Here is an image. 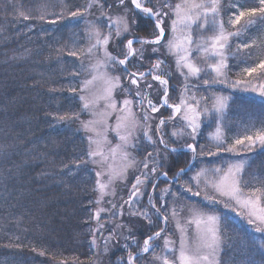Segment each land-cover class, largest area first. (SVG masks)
Returning a JSON list of instances; mask_svg holds the SVG:
<instances>
[{"label":"trees","instance_id":"obj_1","mask_svg":"<svg viewBox=\"0 0 264 264\" xmlns=\"http://www.w3.org/2000/svg\"><path fill=\"white\" fill-rule=\"evenodd\" d=\"M238 1L246 7L256 5L255 0ZM90 2L93 7L85 13ZM152 3L162 6L164 0ZM99 4L104 7L97 6L94 0H0V264H114V259L125 253V240L115 216L119 214L112 212L99 220L95 216L99 210V178L96 167L85 155L87 134L81 126L88 117L80 97L82 83L89 76L83 61L91 42L89 22L99 23L106 33L101 13L113 17L122 9L117 0H99ZM77 10L83 15H70ZM20 12L28 18L20 16ZM245 25L247 21L229 27L231 32L239 30L241 35L229 42L226 71L233 80L259 81L264 79V67L259 66L264 62V19L257 16L250 26ZM132 31L134 35L150 37L143 25L133 26ZM126 37L117 38L113 31L109 46L117 47ZM241 44L248 47L238 51ZM150 49L143 56L142 69H150L163 55L171 60L164 50ZM73 52L75 56L71 55ZM250 67L254 72L249 75L246 70ZM170 70L175 73L174 68ZM126 74L123 73L124 85L128 83ZM206 88L228 93L231 98L222 125L223 139L229 146L235 139L264 129V103L257 93L220 84ZM75 115L78 119H59ZM211 126L200 123L195 140L185 132L172 142L192 140L197 145V157L221 168L240 154L248 155L245 171L256 174L258 179L253 181V187H261L264 147L255 146L247 151L241 148L238 154L218 150L208 135ZM146 139L140 136L135 147L140 159L151 153L149 159L153 164L169 173L184 166V152H171L158 140L155 146L151 142L147 145ZM201 146L205 155H200ZM245 178L252 180L251 175ZM147 182L157 189L167 186L166 190L185 197L175 187V181L159 179L155 183L147 178ZM185 186L194 188L189 182ZM163 193L169 197L167 191ZM261 202L264 204V197ZM219 212L223 218L222 264H246L249 260L262 264L264 249H260V241L264 233L256 231L244 218L224 209ZM104 221L108 237L102 229ZM139 223L136 237L142 240L151 232L143 218L139 217ZM101 225L104 226L100 228ZM241 240L249 241L246 250Z\"/></svg>","mask_w":264,"mask_h":264},{"label":"snow or ice","instance_id":"obj_2","mask_svg":"<svg viewBox=\"0 0 264 264\" xmlns=\"http://www.w3.org/2000/svg\"><path fill=\"white\" fill-rule=\"evenodd\" d=\"M94 2L100 8L104 6L99 4V0H94ZM119 5L124 9V14L116 16L115 18L108 16L106 13H101L104 17L105 25L108 29L106 33L102 32L99 27L89 22L88 36L90 39H93L95 42L86 50L88 55L93 53V50L97 52H103V59H98L96 63L89 64L88 70L91 75V79L83 81L81 91L88 92L95 85L99 84L100 87L97 91L93 92L91 96L82 95L80 99L83 101L82 110H91L95 108L100 101H104V107L106 111L102 112H92L93 119L81 122L83 130L88 133L87 142L88 148L85 155L88 157L94 164H103L109 159V155L105 154L104 145L109 144L107 140V133L109 129L114 131L121 141L115 147H109L108 152L114 158L117 152L120 153L122 164L120 171L115 172L111 166L108 168V183H111L112 179L116 175H123L127 172L128 168L131 167L135 161L129 159V153L126 149L129 146H134L131 144V141L135 139V130L137 127L141 126V121L137 119L136 114L132 111L133 101L131 99L125 98L122 101V107L119 110L120 114L116 118V124L113 128L112 125L108 123V117L111 112L117 111V104L113 99V92L117 87L121 88L122 92H127L128 88H125L121 84L120 76H110L107 72V68L110 64L118 63L119 65L125 66L124 70L127 73L125 79L128 82V86L135 87L136 91L134 95L140 99L141 106L146 101L148 109H142L143 120L146 122L149 119V111L151 113H156L159 111V107L153 103L151 99H148L147 93H143L140 90L141 82H145L146 76H152L154 81H158L163 87V95L161 97V107H169L172 109L174 116L169 117V120L175 118V115L183 116L184 121L186 122V127L189 130V134L192 139L195 140L197 130L200 127V117L201 115H209V108L207 106L200 108V102L204 101L207 105L208 97H200V100H197L195 95H192L189 99L184 98L182 95L180 102L177 104H169L168 102V80L163 78L161 75H155V70L160 69L164 61L157 60L152 64L148 72H130L127 69V65L130 59H139L143 60L144 49H137L134 47V43L141 45H153V52L158 51V46H167L169 52L177 55V67L186 68L188 73L192 76H199L201 73V68L194 65L191 62V45L193 44V39L188 32V29L192 25H197L199 28H208L209 24L214 28H218V34L212 37H209L207 41L202 40L197 46V51L202 54H206L211 58L216 59L217 63L209 65V69L216 74L217 79L213 80V83H227L224 80L222 69L227 68V55L225 54L226 49L230 46L229 41L232 37L239 38L241 33L239 30L233 32H225L223 27V21L218 20L220 16L221 9V0H180L178 3H171L170 0H164L163 5L153 4L152 0H118ZM128 4L132 5V8L127 7ZM152 4L151 7L147 6ZM93 7V2H90L84 12L87 13L89 9ZM129 12L132 13L131 24L129 23ZM257 14L260 15L261 19H264V0H258V6L252 7L247 10H241L237 8L233 13L232 17L229 19L230 25L240 24V21L243 17H253ZM20 16H23L25 19L28 17L24 12L19 13ZM71 16H81L79 10L70 13ZM174 17V18H173ZM43 19V17H41ZM165 19L170 20L169 32L171 38L165 39ZM253 23L252 20L248 21L250 26ZM143 25L145 31L149 32L151 38H145L138 35H134L132 32V27H139ZM113 31L115 36L125 37L132 36L131 39H126V43L122 40L123 51L122 55L124 59H119L117 56H113L108 50L107 47L110 41L113 39ZM161 42H164L162 45ZM247 44H241L238 46V51L241 48H247ZM75 56L76 52L71 53ZM235 55V54H233ZM264 66V62H262ZM103 69V71H102ZM252 69H247L246 72L250 75ZM205 85H209V81L205 80L203 82ZM145 88L151 89L152 84H144ZM233 89L241 88L243 90H250L253 93H257L261 99V102L264 103V82L252 85L251 81H233L230 85ZM187 92V87L185 88ZM212 107L211 112L215 113L221 120L224 118V114L229 108V100L231 98L224 97L222 95L213 94L212 96ZM240 108L243 109L244 105H240ZM78 119V115L73 117H59L60 120L64 119ZM165 124V120L161 119L157 125L156 131H161V126ZM247 131V129H246ZM151 125H144V136L155 146L156 141L152 140L151 135ZM185 134L184 129H178L171 133L173 137H181ZM217 141V149L223 148L226 152H236L237 146L241 147H255L259 144L261 147H264V129L257 130L251 135H244L241 138L235 139L234 143L229 146L227 141L222 138L221 129L219 125L214 136ZM158 140L161 144L164 145L165 149L170 150L171 152H177L180 149L169 148V145L165 142L163 135L158 136ZM185 147L184 145L181 148ZM186 148L188 151L193 153L195 157L196 154V144H187ZM203 151V146H201V153ZM211 155V153H209ZM152 154L149 153L148 157H151ZM88 161H82L83 164H86ZM246 165L248 162L246 160H239L236 163L228 164L226 169L214 168V169H201L197 172L195 177H192L196 182V186H200V178L206 176V174L211 171L215 175L214 180H206L205 186H210L214 192L218 193L219 196L227 198L229 202L234 203L237 207L242 210H247L246 215L249 218L250 224L259 223L262 227L256 228V231L264 232V207H261V199L264 197V181H261V187H253V181L257 180L258 177L254 173H247L245 171ZM143 167L145 169L149 168L148 158L143 162ZM157 171L156 167H152L150 172L155 173ZM185 171L184 168H181L179 172L175 173L173 179L179 176ZM103 172H97V177L102 176ZM165 178L168 177L167 172L161 173ZM252 176V180L246 179V176ZM146 179V177H145ZM144 183L140 177L135 178V182L132 184V195L129 198L130 200L133 197H136L140 192L139 185ZM97 186L100 192L103 194L108 188L107 183H101L97 180ZM251 188L250 192L245 191V189ZM168 190H162L166 192ZM187 191L191 192L192 188L187 187ZM201 193L197 191L194 195L199 196ZM160 199H163L161 195ZM205 199L215 202V198L212 196L205 195ZM150 204L152 205L154 212L158 215V218L165 221H168L169 217L167 215H162L160 209L155 207V204L150 199ZM127 203V201L125 202ZM225 209L230 207L229 203H224L221 200ZM167 207L166 204L163 205ZM115 207V205H113ZM100 211L98 210L95 213L97 220L100 217ZM170 215L176 217L178 215L175 208H171ZM192 214L190 218L187 219V224H195V243L190 245L188 243V234L187 229L177 222V228L180 230L179 237V247L178 249L173 246V242L170 238L165 236L164 238V248L163 254L156 256L155 259L160 261L161 264H222L221 262V252H222V229L221 221L222 217L216 214L206 215L199 214L195 209H190ZM144 216L148 218V213L146 211L133 213ZM151 223V220H149ZM103 225L100 226L102 228ZM99 230V229H98ZM162 232L157 231L151 235L146 236L142 244L139 241H136L134 238L131 239L133 246L139 250L133 253L128 249V255L124 260L123 264H137V261L143 260V254L149 253L150 251L155 252L158 245L155 243L159 238H161ZM255 239V238H252ZM240 244L243 249H247L249 245L248 240H241ZM254 246V245H253ZM127 249V245H125ZM260 249H264V239L260 241ZM258 249V250H260ZM107 251V248L105 249ZM178 251V255H175ZM169 255L175 256L174 259H169ZM246 264H254L252 261H247ZM264 264V261H262Z\"/></svg>","mask_w":264,"mask_h":264},{"label":"rangeland","instance_id":"obj_3","mask_svg":"<svg viewBox=\"0 0 264 264\" xmlns=\"http://www.w3.org/2000/svg\"><path fill=\"white\" fill-rule=\"evenodd\" d=\"M118 1V0H117ZM171 3H178L180 2V0H170ZM199 2V0H198ZM256 5H254V7L258 6V0H255ZM149 7H151L149 4L147 5ZM127 7L129 9L132 8V5L128 4ZM237 8H240L241 10H247L249 8L252 7H246L242 2L238 1V0H221V9H220V16L218 17V20H222L223 21V27L225 32H231L230 31V24H229V19L232 17L233 13L236 11ZM121 13L116 12V14L113 16L114 18L116 16L119 15H123L124 14V9H120ZM129 16V23L131 24V17H130V12L128 14ZM260 15L257 14L256 16L253 17H248L245 16L241 19L240 22H244V21H249V20H254L255 17H257ZM174 18V17H173ZM165 39H169L171 38V34L169 32V26H170V20L169 19H165ZM94 25H96L97 27H100L99 23H92ZM233 26V25H232ZM89 27V25H88ZM102 31V29H101ZM133 32V31H132ZM188 32H190L192 39H193V44L191 45V62L194 63L195 66L201 68V73L199 74V76H192L190 73H188L186 68H178L177 67V55L173 54L171 52L168 51L167 46L164 45V42H161L162 45L164 46H158V51H163L164 53L167 55V57H171V60L167 59L166 57H160L161 61H164V63L161 65L160 69L155 70V74L157 75H161L163 78L168 80V102L169 104H177L180 102V98L183 95L184 98L189 99L190 101V97L192 95H195L197 100H200V97H208V101H207V105H205L204 101L200 102V108L202 109L203 107L207 106L210 110L209 115L204 116L201 115L199 123H211L212 126L209 129L208 135L209 138H211L212 141H214V143L217 144V141L215 140L214 136L217 130V126L219 125L220 129H221V135L222 138H224V133H223V129H222V125L224 122V118L223 120H221L218 116H216L215 113L211 112V107H212V96L213 94L216 95H222L224 97H229L228 93H224L220 90H214L211 88H206L207 86L211 87L212 85L215 84H220L223 86H228L231 87V83L233 81H245V80H241V79H236L233 80L231 79L228 75H227V71L226 68L222 69L223 72V79L227 81V83H213V80H216V74L211 71V69H209V65L215 64L217 63L216 59L209 57L206 54H202L201 52H198L197 46L198 44H200V42L202 40L207 41V39L209 37H212L214 35L218 34V28H214L211 23L209 24L208 28H199L197 27V25H192L190 27V29H188ZM132 36H127L124 39V43H126V39H131ZM151 37V36H150ZM113 40L110 41V43ZM95 41L93 39H91V42L89 43V46L87 47V49L94 43ZM230 42V41H229ZM118 44V43H117ZM137 43H134V47L137 49H144V54H146L148 52V50L150 48H148L145 45H141ZM123 44L119 42V45L116 47L114 46L113 48H111L109 45L107 47V50L113 55V56H117L119 57V59H124V56L121 54L123 51ZM150 47V46H149ZM153 47H157V46H153ZM153 49V48H152ZM152 49H150L151 51H153ZM159 54V53H158ZM225 54L227 55V57L229 56L228 54V48L226 49ZM160 55V54H159ZM103 52H97L96 50H93V53L91 55L86 54L85 59H83L84 61V66L87 69V72H89L88 70V66L89 64H94L96 63V61L98 59H103ZM228 59V58H227ZM227 63V61H226ZM141 64V60L139 59H130L128 65L126 66L128 69V71L130 72H144L145 69H142V67H140ZM262 66V62L259 63V66ZM171 67L175 69V73L174 71L171 72ZM125 66L119 65L118 63H113L110 64L107 68V72L110 76H120L121 78V84L125 87L128 88L127 92H122L121 88L117 87L115 89V91L113 92V99L115 100L116 104H117V111H113L111 112L110 116L108 117V123L110 125H112V127H115L116 124V118L117 116L120 114L119 110L122 107V101L127 98V99H131L133 101V105H132V111L136 114L137 119H139L141 121V126L137 127L135 130V139H133L131 141V144L134 146H129L126 151L129 153V159L130 160H134L135 163L128 168L127 172L124 173L123 175H116L114 176V178L112 179L111 183H108V168L109 166H111V168L115 171V172H119L120 168L122 166V164L124 163V161H122L120 153L117 152V154L115 155V157L113 158L109 152L108 149L109 147H115L117 144L121 143L119 136L112 131L111 129H109L108 133H107V140L110 142L109 144H105L104 145V151L106 155H109V159L104 162L103 164H94L93 165L96 167L97 172H103L104 174L99 178V181L101 183H107L108 184V188L105 190V192L102 194L98 188V192H97V199H98V206H99V210L100 211V217L104 216V215H111L112 212L115 214H119L118 216H116V219L118 220V222L120 223V233L122 234V236L124 237L125 240V245H127V249L125 250V253L123 255H119L114 259V264H123L124 260L126 259L127 255H128V249H130L132 252L134 250H137L138 248H136L135 246H133V244L131 243V239L134 238L136 241H139L141 244L143 242L144 239L139 240L136 237L137 232L139 231V217L143 218L146 223H147V227L148 229H150L151 233L157 232L158 230L164 229V232H162L161 238H159L157 241H155V243L158 245V247H156L155 252L150 251L149 253H145L143 254V260L137 261V264H161L160 261L156 260L155 257L156 256H160L163 254V248H164V238L165 236L167 238H170L171 241L173 242V246L175 248L178 249L179 247V237L181 235L179 228H177V222H179L182 226H184L187 229V234H188V243L190 245L195 243V224L192 225H188L187 224V219L191 217V213H190V209H195L197 213L199 214H206V215H211V214H216L221 216L222 214H220L219 210L224 209L225 211L229 212L230 214H233L239 218H241L248 223H249V218L246 215L247 210H242L239 207H237L234 203L229 202L227 200V198H223L221 196H219L218 193L214 192L213 189L208 186H205L206 180H214L215 179V175L209 171L206 176H202L200 178V186L197 187L196 186V182L191 179L192 177H195L197 172H199L202 168L203 169H214V168H221L220 166H216L215 164L212 165L210 163H208V160H202L199 157H197L196 154H198L196 152L195 157L193 156V153L188 151L186 148L187 144H195L192 140L190 139H185V140H181V143H173L172 139L175 141L178 138L181 137H173L171 135V133L175 130L184 129V132L189 133V130L186 127V122L183 119L182 114L181 115H175V118L172 120H169V117H173L174 113L172 111L171 108L169 107H161V97L163 95V87L162 85L159 84L158 81H154L152 79V76H146L145 77V82L146 83H150L152 84V88L151 89H147L145 88L144 84L145 82H141L140 85V90L143 93H147L148 95V99H151L153 101L154 104H156L157 107H159V111L156 113H151L150 110L149 111V119L145 122L143 120V115H142V109H148L147 103L146 101L144 102V104L141 106L140 104V99L138 97H136L134 95L136 88L130 87L127 85H124V81H123V73L125 74L126 72H124ZM248 69H252L254 72L253 68H248ZM132 70V71H131ZM103 71V69H102ZM127 76V74L125 75V77ZM124 77V78H125ZM87 79H91V75L89 73V76L87 77ZM86 79V80H87ZM207 80L209 81V85H205L203 82ZM85 81V80H84ZM125 81L127 82V80L125 79ZM198 81V82H197ZM251 81L252 85L258 84L260 82H264V79H260L259 81L254 80H247L245 82ZM257 81V82H256ZM200 83V84H199ZM100 85L97 84L95 85L90 91L88 92H82V95L84 96H91L93 92L97 91L99 89ZM187 87V92H185V88ZM202 87V88H201ZM204 87V88H203ZM237 89H241V88H237ZM81 95V96H82ZM230 98V97H229ZM191 102V101H190ZM83 104V101H82ZM102 111H106L105 107H104V101H100V103L95 107L92 108L91 110H86V113L88 114V117L85 121L91 120L93 119V115L92 112H102ZM225 115V114H224ZM161 119L165 120V124L163 126H161V131L157 132L156 128L157 125L159 123V121ZM148 124L151 125V132L149 133V135H151L152 140H158V136L163 135L165 142L169 145V148L171 147H181L182 145H184L185 147H183V149L181 150L182 152L185 153L184 156V166L182 168L187 167L190 163H191V167L189 169H187V171H184L183 173L180 174V176L177 178V181L174 182L175 187L179 188L185 195V197L180 196V195H176L172 192V190H168L167 192L169 193V197L166 198L165 194H160V192L162 190H166V187H164L163 189H157L156 187H154L152 184H148L147 182V178L151 179L153 181H155L159 176L162 179H167L168 177H173L175 175V173H177L178 170L174 171L173 173H169L168 171H164L159 169V167L155 164H153V161H151L148 157V163H149V168L145 169L143 167V162L145 161L146 158H141L140 156L137 155L135 147L136 145H138L139 141H140V136H144V125ZM262 130V129H260ZM88 135V133H86ZM253 133H249V135H251ZM159 141V140H158ZM146 144L148 145L149 140L146 139ZM163 145V144H162ZM164 146V145H163ZM256 146H260L259 144H257ZM237 146V151L234 153H239L240 150L239 149H243L244 151L249 150V147H239ZM180 151V150H179ZM178 151V152H179ZM180 151V152H181ZM206 153H200V155H205ZM209 154V153H208ZM197 157V159H196ZM206 159V158H205ZM239 160H246L248 162V155L246 154H240L237 157L232 158L231 160H229L228 164H232V163H236ZM227 165H225L224 167H222V169H226ZM152 167H156L157 171L155 173L150 172V169ZM135 172H138V174L136 175L137 177H140L141 180L145 181L144 183H142L141 185H139V189L140 192L137 194L136 197H133L131 200L129 199L132 195V184L135 182L134 181L130 182V178L132 176H134ZM163 172H167L168 173V177L165 178L163 175H161V173ZM146 177V179H145ZM185 178V180H184ZM186 182L185 184L188 185V182L190 184L193 185L194 188H192L191 192L187 191V186H185L184 182ZM156 188V189H155ZM161 188V187H160ZM197 191H199L201 194L199 196L194 195V193H196ZM172 192V193H171ZM161 195H163V199H160ZM205 195L208 196H212L215 198V202L211 201V200H207L205 199ZM150 199L151 201L155 204V207L160 209V213L162 215H167L169 217L168 221L165 223V221H163L162 219L158 218V215L154 212V209L152 207V205L150 204ZM221 200L224 201V203H229L230 207L228 209H225L223 204L221 203ZM126 201H129V207H126ZM117 202H119V206L117 204ZM121 202V203H120ZM166 204L167 207H164L163 205ZM113 205H115V208L113 207ZM261 207H264V204L261 202ZM171 208H175L178 215L176 217H172L170 215V209ZM146 211L148 213V218H145L144 216L138 215V214H133V213H139V212H143ZM111 212V213H110ZM118 217V218H117ZM108 220L111 221V219L109 218ZM149 220H151V223L149 224ZM104 227L102 228L104 230V236L108 237L110 236V234L108 233L107 230H105L106 227V221L103 222ZM252 226H254L255 228L258 227H262L261 225H259V223L256 224H250ZM107 231V232H106ZM264 233V232H263ZM102 234V233H101ZM105 237V238H106ZM108 240V238H107ZM108 242V241H107ZM222 245H223V238H222ZM107 246V244H106ZM105 246V247H106ZM109 246V243H108ZM223 249V246H222ZM139 250V249H138ZM134 253V252H133ZM175 255H178V251L176 252ZM175 256L173 255H169V259H174ZM221 258V257H220Z\"/></svg>","mask_w":264,"mask_h":264},{"label":"water","instance_id":"obj_4","mask_svg":"<svg viewBox=\"0 0 264 264\" xmlns=\"http://www.w3.org/2000/svg\"><path fill=\"white\" fill-rule=\"evenodd\" d=\"M150 39V38H149ZM145 72H148V71H145ZM156 75V74H155ZM172 148V147H171ZM176 148V147H175ZM190 166H188L187 168H189ZM185 170H187V169H185ZM179 172V171H178ZM180 176V175H179ZM179 176H177L175 179H173V178H171V179H173V180H177V178L179 177Z\"/></svg>","mask_w":264,"mask_h":264}]
</instances>
